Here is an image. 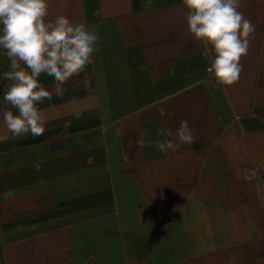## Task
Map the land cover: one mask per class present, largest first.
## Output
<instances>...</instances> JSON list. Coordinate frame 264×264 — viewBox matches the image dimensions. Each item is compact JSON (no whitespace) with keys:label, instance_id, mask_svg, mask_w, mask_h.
<instances>
[{"label":"crops","instance_id":"obj_1","mask_svg":"<svg viewBox=\"0 0 264 264\" xmlns=\"http://www.w3.org/2000/svg\"><path fill=\"white\" fill-rule=\"evenodd\" d=\"M48 3L98 51L38 105L42 135L11 138L0 112V264H264V0H241L255 31L230 86L207 72L182 0ZM182 120L193 144L137 145Z\"/></svg>","mask_w":264,"mask_h":264},{"label":"clouds","instance_id":"obj_2","mask_svg":"<svg viewBox=\"0 0 264 264\" xmlns=\"http://www.w3.org/2000/svg\"><path fill=\"white\" fill-rule=\"evenodd\" d=\"M187 10L189 33L204 47L203 54L211 60L207 72L222 86L236 83L243 71L241 58L250 47L255 26L239 11L241 0H182ZM48 0H0V48L10 60V68L0 81L4 94L0 101L3 123L11 138H33L45 132V112L39 108L45 100L63 98V87L71 78L93 63V53L99 36L89 30L86 23H73L65 15L47 20ZM214 55V58H213ZM46 74L54 78L52 90L46 89L39 77ZM84 87L91 89L85 79ZM10 109H15L16 114ZM195 128L187 120L172 131L161 128L157 136L168 139H146L141 131L139 147L154 145L167 155L182 145L193 144ZM42 170V163L35 165Z\"/></svg>","mask_w":264,"mask_h":264},{"label":"built area","instance_id":"obj_3","mask_svg":"<svg viewBox=\"0 0 264 264\" xmlns=\"http://www.w3.org/2000/svg\"><path fill=\"white\" fill-rule=\"evenodd\" d=\"M210 67V66H209Z\"/></svg>","mask_w":264,"mask_h":264}]
</instances>
